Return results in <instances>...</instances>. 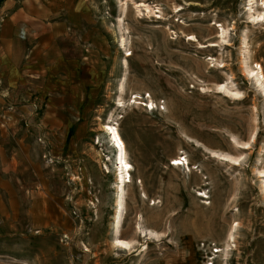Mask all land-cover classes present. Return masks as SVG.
Returning <instances> with one entry per match:
<instances>
[{
	"label": "rangeland",
	"instance_id": "obj_1",
	"mask_svg": "<svg viewBox=\"0 0 264 264\" xmlns=\"http://www.w3.org/2000/svg\"><path fill=\"white\" fill-rule=\"evenodd\" d=\"M66 5L77 29L42 57L61 53L60 73L0 79V264H264V91L243 63L264 73V23L249 0ZM108 126L132 166L118 237Z\"/></svg>",
	"mask_w": 264,
	"mask_h": 264
},
{
	"label": "crops",
	"instance_id": "obj_2",
	"mask_svg": "<svg viewBox=\"0 0 264 264\" xmlns=\"http://www.w3.org/2000/svg\"><path fill=\"white\" fill-rule=\"evenodd\" d=\"M68 0H6L0 7V79L13 83L28 77L60 73L61 53L54 60L61 41L69 37L68 27L77 29ZM59 49V48H58ZM62 67V66H61Z\"/></svg>",
	"mask_w": 264,
	"mask_h": 264
},
{
	"label": "bare ground",
	"instance_id": "obj_3",
	"mask_svg": "<svg viewBox=\"0 0 264 264\" xmlns=\"http://www.w3.org/2000/svg\"><path fill=\"white\" fill-rule=\"evenodd\" d=\"M250 2V22L253 23H264V12L258 13V11L254 8L256 4V0H249ZM139 6H146L144 4H141ZM138 6V7H139ZM262 8L264 9V2L262 1L261 3ZM147 7V6H146ZM221 38L223 41L226 38V30L221 29ZM191 40L194 39V37L190 38ZM125 43V39H122V44ZM218 44H210V46H217ZM245 64V70L249 74L251 78H253L256 82V84L261 87L264 91V73L262 70V67L257 65L256 67L259 69L257 71H254L250 68L248 60L246 57H244V62ZM217 91L225 94L226 96L228 95L229 97H234V98H239L240 94L237 92H233L226 84L224 85H219L217 86ZM121 105V104H120ZM107 134L110 136V140L113 144V148L116 150V158H117V200H116V212H115V218H114V223H113V232L118 237L121 234L122 230V220L124 218V213H125V200H124V193H125V187L127 183H131V171H132V166L127 160V150L126 146L123 142V139L120 136L118 128L114 126H108L106 128ZM245 147L249 146V144H244ZM213 156V153H212ZM214 157L217 159H220L222 161H227L230 163L238 164L239 159H235L233 157L227 156V155H222V154H217L214 153ZM175 166H182L186 165L188 166L189 163L186 159L179 158L175 160ZM185 161V162H183ZM143 233H145L143 231ZM150 236H154L153 233L150 234ZM233 236L231 235L230 238ZM114 246L121 248L123 250H128L131 248L132 243L123 241L120 239H116L114 242Z\"/></svg>",
	"mask_w": 264,
	"mask_h": 264
}]
</instances>
